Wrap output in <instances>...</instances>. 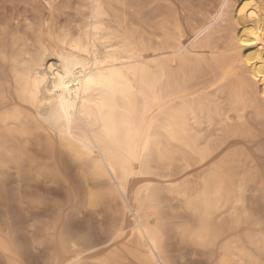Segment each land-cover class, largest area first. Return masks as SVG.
Returning <instances> with one entry per match:
<instances>
[{
    "label": "bare ground",
    "instance_id": "obj_1",
    "mask_svg": "<svg viewBox=\"0 0 264 264\" xmlns=\"http://www.w3.org/2000/svg\"><path fill=\"white\" fill-rule=\"evenodd\" d=\"M19 1H40L49 16L0 20V171L35 170V147L53 177L66 160L87 206L117 218L98 242L63 234L53 264H170L166 203L187 218L174 228L181 245L217 252L216 264H264V233L250 231L263 221L248 206L264 201V167L239 145L257 140L250 117H264V84L253 78L264 0H217L214 15L187 0H76L78 19L64 26L53 14L65 1ZM62 76L80 83L64 87ZM131 85L145 98L171 94L144 104Z\"/></svg>",
    "mask_w": 264,
    "mask_h": 264
},
{
    "label": "rangeland",
    "instance_id": "obj_2",
    "mask_svg": "<svg viewBox=\"0 0 264 264\" xmlns=\"http://www.w3.org/2000/svg\"><path fill=\"white\" fill-rule=\"evenodd\" d=\"M63 1H65L63 8L65 7L66 10L63 9L61 12H66V14L54 13L53 23L58 26L73 25L78 19L76 16V0ZM181 1L184 0L176 2ZM187 1L194 8L205 10V12L211 14L218 8L217 0ZM42 5L40 1L35 4H28L19 0H0V20L5 18L24 24L26 19L31 24H37L46 20L49 16L48 12L43 10ZM138 87L141 89L140 94L138 93ZM130 88L132 91L135 88L138 89L135 92L138 96L144 97L141 98L144 104L152 99L160 101L163 98L162 96L171 94L169 91L160 90L156 93L157 95L149 94L145 98L144 95H147V89L144 86L134 87L131 85ZM162 92L167 94L163 95ZM160 95H162V98L157 97ZM218 103L224 106L221 100ZM144 104L140 105V112L145 111L142 107ZM250 120L254 132L257 133V140L250 144L239 141V145L242 148L246 147L244 149L247 152L249 151L248 153L256 163L264 167V117L258 123L255 121L254 116H251ZM80 128L82 131H86L82 124H80ZM29 148L30 155L35 158L37 163L35 170L31 172L29 164H24L20 171L18 167L13 165H8L3 172L0 171V242L5 244L9 250L5 253L0 249V264H8L9 262L10 264H53V259L57 254L58 239L68 236L67 240L70 235L72 237L76 235L75 238L78 239L77 241L80 244L89 243L90 241L98 242V240H103L111 227L117 224V218L110 214L105 206H99L96 209L87 206L83 187L79 183L70 163L64 160L63 164H57L58 168H61V175L55 178L51 173V170L55 167L54 163L49 161L43 153L37 151V148ZM171 204L173 205V203L164 204L166 207L164 213L165 222L167 223L166 228L171 232L165 241L164 252H166L165 256L170 264H216L217 252H214L211 256L202 255L189 245H181L175 236L174 228L177 224L186 222L187 218L184 216L186 218L184 220L182 216L177 218L171 214L168 210V206ZM248 204L249 210L262 218L264 224V201L250 200ZM263 224L253 230V227H250V231L259 230L264 233ZM63 234L65 235L63 236ZM212 259L214 262H212ZM81 264L92 263L83 262ZM121 264L132 263L125 262Z\"/></svg>",
    "mask_w": 264,
    "mask_h": 264
},
{
    "label": "snow or ice",
    "instance_id": "obj_3",
    "mask_svg": "<svg viewBox=\"0 0 264 264\" xmlns=\"http://www.w3.org/2000/svg\"><path fill=\"white\" fill-rule=\"evenodd\" d=\"M241 11H243V9H241ZM95 15V13H94ZM99 27V25H98ZM264 39V38H262ZM73 47L75 48L76 51H80L81 50V45L79 43H76L73 45ZM258 59H260L261 61V64H260V71L258 74H255L253 75V78L256 79L257 81H259L260 84H264V81L260 80V76L261 75H264V51H262L258 57ZM97 65H101V64H107L108 61L107 60H104L103 62H101L99 59H97ZM65 64H66V67H65V72H69V62L68 60L65 61ZM82 76H87V80L84 81L85 84H94L95 83V78L90 74V73H87V72H84V73H81ZM80 83L79 80H76L75 77H72V80L71 81H68L66 80L63 76L61 77V84L62 86L64 87H69L71 83ZM257 87H259V85H257ZM56 90V85H55V78L53 79V91ZM237 101L239 100V98H236Z\"/></svg>",
    "mask_w": 264,
    "mask_h": 264
}]
</instances>
